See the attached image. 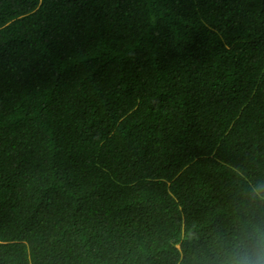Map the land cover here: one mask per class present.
<instances>
[{"label": "trees", "instance_id": "obj_1", "mask_svg": "<svg viewBox=\"0 0 264 264\" xmlns=\"http://www.w3.org/2000/svg\"><path fill=\"white\" fill-rule=\"evenodd\" d=\"M264 232V0H0V264H217Z\"/></svg>", "mask_w": 264, "mask_h": 264}, {"label": "clouds", "instance_id": "obj_2", "mask_svg": "<svg viewBox=\"0 0 264 264\" xmlns=\"http://www.w3.org/2000/svg\"><path fill=\"white\" fill-rule=\"evenodd\" d=\"M217 264H264V232L257 230L252 243L240 241L226 248Z\"/></svg>", "mask_w": 264, "mask_h": 264}]
</instances>
